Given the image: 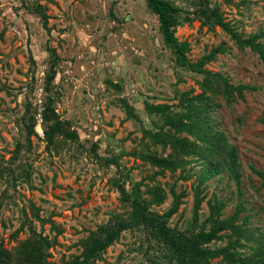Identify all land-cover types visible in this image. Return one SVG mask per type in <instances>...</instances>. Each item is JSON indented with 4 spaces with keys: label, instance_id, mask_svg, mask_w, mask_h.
Segmentation results:
<instances>
[{
    "label": "rangeland",
    "instance_id": "1",
    "mask_svg": "<svg viewBox=\"0 0 264 264\" xmlns=\"http://www.w3.org/2000/svg\"><path fill=\"white\" fill-rule=\"evenodd\" d=\"M168 1L179 9L173 33L187 43V59L222 46L204 66L252 87L244 98L219 96L213 112L237 147L241 196L225 171L199 184L202 164L194 158L171 171L144 157L172 149L166 138L174 130L156 107L178 110L186 93L200 91L202 78L177 62L147 0H0L3 248L46 235L53 242L44 264H74L90 238L129 216L116 180L146 199V190L159 185L164 200L151 209L162 214L175 205L166 225L188 236L231 219L239 201L246 208L234 224L264 232V179L253 170L264 171V61L216 22L242 37L258 34L264 0ZM217 235L203 245L217 248L236 237L229 229ZM239 242L237 251L248 253L250 243ZM175 262L170 248L139 226L120 231L89 264ZM210 263L229 264L222 256Z\"/></svg>",
    "mask_w": 264,
    "mask_h": 264
},
{
    "label": "trees",
    "instance_id": "2",
    "mask_svg": "<svg viewBox=\"0 0 264 264\" xmlns=\"http://www.w3.org/2000/svg\"><path fill=\"white\" fill-rule=\"evenodd\" d=\"M147 3L156 13L164 40L173 50L177 62L201 73L202 78L199 81L200 91L194 95L186 93L179 101L178 110H173L166 104L156 107L165 123L174 130L175 135L168 134L166 138L172 149L166 156L151 152L144 157L153 165L171 171L178 167L183 168L190 162L189 158H194L202 164V169L197 175L199 184L225 171L237 185L240 197L242 192L240 189L241 171L237 147L229 142L224 131L220 129L213 112L219 106L216 102L219 96L224 97L226 101H232L236 97L244 98V90L252 87L243 83L233 84L227 76L220 72H213L204 66L206 61L215 58L216 53L224 51L222 46L215 47L196 62L189 61L185 54L187 43L179 42L173 33L177 24L174 16L177 15L179 9L168 0H147ZM216 22L230 34L239 48L249 47L264 61V42L260 40L264 36V31L242 37L227 22L219 18ZM48 50L50 57L55 59L52 50ZM51 68H53V60ZM53 76L52 69L49 77ZM61 129L60 126L58 130ZM61 131L70 135V131ZM177 132H183L186 135L178 136ZM151 136L158 138L159 133H152ZM253 170L264 179V171ZM116 188L122 202L130 207L129 216L103 227L100 234L90 238L81 256L74 259L72 263L89 264L107 245L117 239L120 231L128 227L141 226L170 248L176 260L175 264H211L210 260L218 256H222L229 264H264V232H256L255 228L237 225L233 222L245 210L244 202L237 203L231 219L217 220L208 232L188 236L166 225L167 218L176 209L175 205L162 214L151 209L153 204H160L164 200V193L159 185H153L146 190L149 194L148 199L141 195L139 189L128 192L119 180H116ZM222 206V202L216 203V208L220 209ZM226 229L231 230L236 236L228 245L217 248L203 245L210 239L216 238L217 232ZM240 239L250 243L248 253L240 254L237 251L236 247L240 245ZM52 242L46 235L38 234L25 238L11 250L3 248L0 244V264H44Z\"/></svg>",
    "mask_w": 264,
    "mask_h": 264
}]
</instances>
